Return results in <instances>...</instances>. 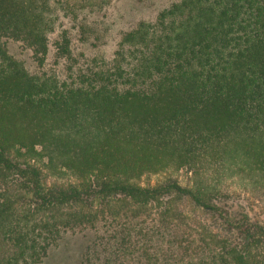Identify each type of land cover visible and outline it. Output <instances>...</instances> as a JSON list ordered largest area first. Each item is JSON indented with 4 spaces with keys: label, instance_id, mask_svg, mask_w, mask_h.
<instances>
[{
    "label": "trees",
    "instance_id": "obj_1",
    "mask_svg": "<svg viewBox=\"0 0 264 264\" xmlns=\"http://www.w3.org/2000/svg\"><path fill=\"white\" fill-rule=\"evenodd\" d=\"M119 1L0 0V39L41 68L0 43V264L66 236L77 264H264V224L231 205L264 204V0H171L105 57Z\"/></svg>",
    "mask_w": 264,
    "mask_h": 264
},
{
    "label": "rangeland",
    "instance_id": "obj_2",
    "mask_svg": "<svg viewBox=\"0 0 264 264\" xmlns=\"http://www.w3.org/2000/svg\"><path fill=\"white\" fill-rule=\"evenodd\" d=\"M171 0H122L110 9L109 20L106 23L102 41L96 52L105 57L111 56L115 50L116 41L120 31L125 30L131 23L141 19H152L158 11L167 5ZM67 28V27H66ZM0 43L6 52L16 60L30 74H37L41 68L33 58L32 52L22 43L10 39H0ZM53 52H49L42 69L54 63ZM182 181L185 183L187 175L182 172ZM178 209L186 214L205 218L208 222H213L211 216L202 214L188 200L178 202ZM234 209H242L254 219L264 224V204H260L248 196L241 195L235 197L231 202ZM127 207L125 210L129 214L136 208ZM146 212V211H144ZM143 212V213H144ZM83 238L77 236H66L60 245L50 252L46 259V264H77L83 249Z\"/></svg>",
    "mask_w": 264,
    "mask_h": 264
}]
</instances>
